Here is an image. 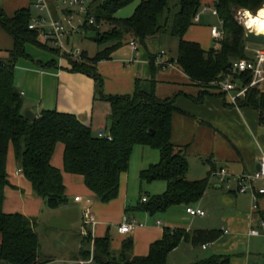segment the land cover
Segmentation results:
<instances>
[{
	"label": "trees",
	"instance_id": "1",
	"mask_svg": "<svg viewBox=\"0 0 264 264\" xmlns=\"http://www.w3.org/2000/svg\"><path fill=\"white\" fill-rule=\"evenodd\" d=\"M135 0H92L90 11L95 23L84 30L96 32L97 42H109L93 56L85 50L82 57H67L71 71L91 75L96 81L98 95L111 103L108 116L113 140L104 134L94 133L76 114L58 110H44L34 121L25 118L23 93L15 84V66L20 57H31L27 44H34L56 56L57 48L41 40L39 32L29 28L32 8H22L15 15L0 13V24L13 36L14 47L7 58H0V264H45L52 257L40 258V237L35 223L22 213H5L2 209L5 188L10 184L7 173V157L10 147L15 159L33 189L44 198L51 208L69 203L64 182V172L79 174L86 186L102 202L115 199L119 194L121 174L128 170L136 145H148L160 151L158 162L141 170L147 181L164 180V192L143 198L135 208L152 214L183 204L199 202L205 194L209 177L189 179V161L184 147L172 141V119L180 109L175 98H159L154 91L148 92L137 83L135 91L126 95H105L102 77L96 64L109 59L112 53L130 39L146 46L147 40L170 32L178 37V54L172 60L199 86L209 89L211 82L228 73L229 63L240 59H254L250 47L260 43L245 39L247 24L238 18V13L249 10L256 13L264 6V0H215L220 17L224 20L225 36L218 46L204 49L194 40L184 38L195 23L194 16L201 7V0H140L134 12L127 17L116 13ZM241 10V11H240ZM109 27L102 30L101 24ZM264 45V44H263ZM154 57L151 56L154 66ZM56 65V59L46 63ZM240 87H247L238 97L237 105L250 106L260 113L264 123V89L258 84L250 86L253 73L236 75ZM202 93L205 94L203 91ZM223 93V92H220ZM225 94V93H223ZM201 98V97H200ZM59 142L64 144L63 168L54 166L51 158ZM220 237V229L165 227L163 236L152 242L146 255L133 252L134 240L127 237L118 251L111 248V237L105 235L94 239L93 254L98 264H166L169 253L182 241L194 245L211 244ZM91 242V238H88ZM230 255L212 253L195 259L190 264H230Z\"/></svg>",
	"mask_w": 264,
	"mask_h": 264
},
{
	"label": "crops",
	"instance_id": "2",
	"mask_svg": "<svg viewBox=\"0 0 264 264\" xmlns=\"http://www.w3.org/2000/svg\"><path fill=\"white\" fill-rule=\"evenodd\" d=\"M139 2L140 0H135L131 3L132 7L125 9L123 14L119 15L117 12L116 15L130 16ZM214 2L215 0H201L199 11L206 6L209 9L200 13L199 20L195 21L184 35L185 39L199 42L206 50L211 47L204 44L210 45V40L203 37L195 26L209 15L219 19L212 13ZM27 7L33 8L32 0H0V13L2 11L7 16H13L18 10ZM214 26L211 25L210 29L212 36ZM85 32L83 30L77 35L85 37ZM167 33L170 32L165 34ZM163 35L149 38L146 46L135 47L130 39L117 48L109 59L100 60L96 66L102 77V90L105 95L132 94L138 83L143 90L154 91L159 98H175V105L180 111L173 115L172 141L184 147L189 169L192 161H198L206 173L202 178L209 177L208 188L197 204L205 210V214L191 215L183 204L154 214L135 208L146 196H140L138 203L134 204L132 197L134 194L136 196V188L130 178L126 177V171L121 174L118 196L108 202L96 198L94 192L86 186L82 175L64 172L69 203L51 208L33 189L17 161L14 169L9 168L8 156L7 173L10 184L5 188L2 209L5 213H22L35 223L41 241L40 258L52 257L45 264H98L92 254L94 239L105 235L111 237V248L114 251L121 248L125 238L132 237L134 254L146 255L151 243L163 236L165 227L198 229L184 223V226H178L177 223L188 216L205 217L209 211H216L217 215L215 218L210 215L204 228L220 229V237L207 244L206 248L203 245L196 246L191 241H182L169 253L166 264L169 262V256L178 250H181L187 264L212 253L229 254L230 264H263L264 239L260 241L258 238H264V226L261 225L264 219V194H257L258 207L255 209L252 192H240L232 178L237 174L257 169L258 156L264 151V123L261 122L260 113L250 106L231 103L229 96L217 89L207 91L196 84L175 60H172L178 52L174 55L161 46ZM71 42L74 45L72 39ZM27 45L26 50L31 57H20L15 66V84L23 93L24 112L31 110L36 117L47 109L70 112L89 125L94 133H110L108 116L111 113V103L98 95L94 77L80 71H71L67 57L55 54L50 57L42 48L34 44L28 48ZM260 45L254 49H264V46ZM13 47V36L0 24V58H7ZM248 48L253 47L249 45ZM83 50L88 53L85 48ZM161 51H165V54H161ZM151 56H155L154 66ZM52 59H56V65L44 64ZM158 59L170 60L172 63L161 65ZM262 82L264 80L259 85ZM11 149L15 158L13 147H10L8 155ZM63 152L64 144L59 142L51 158L54 166L63 168ZM147 162L140 166L141 170L152 163ZM221 168L228 171L231 179L220 181L217 172ZM165 184L166 187L167 183ZM78 195L81 198L75 200ZM216 205L220 208V215L217 209L215 210ZM59 214L69 218L65 226L48 223L49 215ZM125 214L134 219L137 225L129 233H120L118 227ZM47 228L52 231L61 230L56 235L61 237L58 245L63 247V250L58 252L53 248L55 245L50 247L46 244L54 235L47 233ZM252 228L258 229L261 234L251 235ZM64 231L67 235H64ZM89 236L91 242L88 240ZM2 239L0 232V243ZM86 249L92 252L89 257L83 255Z\"/></svg>",
	"mask_w": 264,
	"mask_h": 264
},
{
	"label": "built area",
	"instance_id": "3",
	"mask_svg": "<svg viewBox=\"0 0 264 264\" xmlns=\"http://www.w3.org/2000/svg\"><path fill=\"white\" fill-rule=\"evenodd\" d=\"M92 0H32V6H34L38 15L31 16L29 28L37 30L39 32L42 41L48 43L51 47L57 48L61 57H73L79 59L82 57L83 49L72 44L71 39L75 34L81 33L86 25H92L95 23V18L91 14ZM54 8L57 13L61 12L57 16L54 15ZM77 8V9H74ZM209 7H203L201 11L194 16V21L199 20V15L203 11H206ZM45 13H47L49 20L47 21ZM212 13L219 17V25H215L212 28L213 37L220 41L225 36L224 20L220 17L216 7L212 9ZM83 15L86 17L83 19ZM131 44L137 47L135 40H131ZM161 54H165V51H161ZM159 61V59H158ZM161 65H170V60L159 61ZM230 71L222 77L215 79L211 82L213 87L218 88L219 91L229 96V101L233 104H237L238 97L244 94L248 88H241L239 84L235 82L236 75L244 71L253 73V79L250 86L260 83L264 80V49H257L254 59H240L231 63L229 67ZM108 140H113L111 133L105 134ZM258 168L253 172H244L233 176V180L238 185L240 192L251 191L254 197V208L258 207V195L264 194V151L258 156ZM217 174L221 182L231 179L230 174L225 168H221ZM259 183V184H258ZM81 197L78 195L75 200H79ZM146 200V197L143 198ZM187 212L191 215H204L205 210L201 207L187 206ZM137 223L129 215L125 214L121 221L118 230L120 233H129L135 229ZM261 225L264 226V219L261 221ZM251 235H258L261 232L252 228L250 230ZM204 248L207 244L203 245Z\"/></svg>",
	"mask_w": 264,
	"mask_h": 264
},
{
	"label": "rangeland",
	"instance_id": "4",
	"mask_svg": "<svg viewBox=\"0 0 264 264\" xmlns=\"http://www.w3.org/2000/svg\"><path fill=\"white\" fill-rule=\"evenodd\" d=\"M132 4H128L127 6L121 8L118 11V14L121 15L123 14V12L125 11V9H129ZM53 9V13L54 15H58L57 11ZM77 9V8H74ZM33 14L34 15H38V13L35 11V8L33 6L32 8ZM241 11V10H240ZM48 14L45 13L46 19L47 21L49 20V17L47 16ZM86 16L83 15V19ZM238 18L240 21L242 22H247V18L245 15V12L243 13V11L241 13H238ZM211 25H219V19H217L214 16L209 15L207 18L203 19L199 24H197L195 26L196 30L198 29L199 31H201V35L205 38H208L210 40L209 44L207 45L206 43L204 44L205 46H209V47H213L217 45V41L215 40V38L211 35ZM109 26L105 23L101 24V28L102 30L107 29ZM96 35L95 31L92 30H87L85 32V37H80L79 35L75 34L72 38V40L74 41V45L78 46L80 48H85L88 51L89 55H94L95 52L99 49L104 48L105 46H107L109 44V42H97L94 39V36ZM177 39L178 37L176 35H173L171 33H167L163 35V39L161 40V46L164 47L165 49L169 50V52L174 53V55L177 54L178 52V47H177ZM31 44H28L27 47L30 48ZM263 44H261L260 46H262ZM264 46V45H263ZM252 52H256V49H254V47L251 49ZM44 52L47 53L48 56L52 57L53 53L43 49ZM235 82L236 83H240V78L238 76L235 77ZM261 88L264 89V82H262L260 84ZM160 151L157 148H153L151 146L148 145H142V144H138L135 146L133 153H132V157H131V161H130V166L128 168V170L126 171V177L128 176L130 178V182L132 184L135 185L136 188V196L134 194V197H132L134 199V204L138 203V200L141 198L140 196H146V197H151L154 194H159L164 192V190L166 189L165 187V181L163 180H152V181H147L145 179H143L141 177V167L143 166L142 164L145 163L146 161H148L147 163L149 164L150 162L156 163L159 161L160 159ZM9 156V168L10 169H14L16 167V163H15V158L13 156L12 153V149L10 151V155ZM150 164V165H151ZM149 165V166H150ZM145 167V166H144ZM147 168V167H146ZM206 173H204L203 168H201L198 164V161H192L191 162V167L187 172V177L190 179H199L205 176ZM140 197V198H139ZM198 202H195L193 204H191L190 206L193 207H198L197 206ZM175 206V205H173ZM181 204L176 205L175 207H180ZM207 209V208H206ZM217 209L218 215H220V208L218 207V205L215 206V210ZM219 210V211H218ZM213 216L215 218L216 211L211 212L209 211L207 213V215L205 217H200V216H196V217H191L188 216V218H184L182 219V221H180L178 224V226H184V224H188L193 226V228H204L207 225V221L208 219ZM58 216V217H57ZM49 215L48 216V223L49 224H61L62 226H65L69 221V218L63 214H59V215ZM213 218V219H214ZM193 219V220H192ZM181 223V224H180ZM58 227V226H56ZM60 228V227H59ZM113 228H115V226H113ZM47 233H49L50 235H53V239H48L46 244H49V246H54L53 248H55L56 251H60L63 250V247L59 246L58 243L61 239V237H57L56 233L60 232L61 230L59 229H54V231H52L50 228L46 229ZM64 235H67L64 231ZM260 241H263V237H259L258 238ZM258 240V241H259ZM186 259L184 258L183 254L181 253V250L176 251L174 254H171L169 256V262L168 264H187L185 263Z\"/></svg>",
	"mask_w": 264,
	"mask_h": 264
},
{
	"label": "water",
	"instance_id": "5",
	"mask_svg": "<svg viewBox=\"0 0 264 264\" xmlns=\"http://www.w3.org/2000/svg\"><path fill=\"white\" fill-rule=\"evenodd\" d=\"M245 39L247 41L264 44V32L258 31L252 27H247ZM230 66H231V63L228 64V67ZM25 118L30 121H34L36 119V114L31 110H26ZM100 133L103 134V131H101ZM258 167L259 166H257V168ZM263 264H264V259H263Z\"/></svg>",
	"mask_w": 264,
	"mask_h": 264
},
{
	"label": "bare ground",
	"instance_id": "6",
	"mask_svg": "<svg viewBox=\"0 0 264 264\" xmlns=\"http://www.w3.org/2000/svg\"><path fill=\"white\" fill-rule=\"evenodd\" d=\"M245 15L247 18V27H252L258 31L264 32V6L257 12V14L245 11Z\"/></svg>",
	"mask_w": 264,
	"mask_h": 264
}]
</instances>
